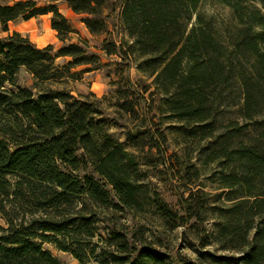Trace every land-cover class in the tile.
<instances>
[{"label": "trees", "instance_id": "obj_1", "mask_svg": "<svg viewBox=\"0 0 264 264\" xmlns=\"http://www.w3.org/2000/svg\"><path fill=\"white\" fill-rule=\"evenodd\" d=\"M59 1L0 0L4 31L20 18L52 14V28L64 42L55 49L53 44L41 47L19 31L0 36V264H62L45 243L72 252L83 263L74 235L96 236L87 216L90 207L134 215L148 209L128 148L157 149L163 159L168 151L161 129L130 131L128 143L122 142L110 131L100 100L80 99L46 84L64 81L73 67L104 65L86 41H72L76 29ZM116 1L133 43L124 50L106 42L104 50L128 57L152 77L172 117L209 128L205 137L214 147L212 160L225 163L227 195L237 199L232 208L243 210L239 218L227 219L224 231L246 241L245 264H264V7L252 0H222L237 19L232 40L226 43L212 18L200 11L202 0ZM67 3L76 14L86 15L83 21L92 34L106 30L108 0ZM62 57L68 60L60 65L57 59ZM22 69L32 75L37 93L19 85ZM126 80L127 96L118 105L137 116L146 98L130 75ZM226 108H235L229 111L236 117L222 124L218 115ZM89 168L92 173L84 177L75 173ZM193 198L194 193L183 198L184 214L175 213L186 224L200 219L204 209L198 201L194 205ZM159 210L162 216L174 213L166 205ZM39 213V219L26 218ZM254 222L257 232L251 237ZM108 241L117 249L102 250L100 264H173L167 253L138 233L129 237L115 230Z\"/></svg>", "mask_w": 264, "mask_h": 264}, {"label": "rangeland", "instance_id": "obj_2", "mask_svg": "<svg viewBox=\"0 0 264 264\" xmlns=\"http://www.w3.org/2000/svg\"><path fill=\"white\" fill-rule=\"evenodd\" d=\"M251 2L264 7V0ZM40 4L44 5V2ZM59 5L61 12L76 29V32L71 34L72 41H86L91 51L101 55L104 65L96 69H89V65L73 67L71 75L66 76L64 81L46 84L66 89L80 99L89 97L100 100L110 131L122 142L128 143L127 133L130 131L135 133L150 126L161 129L167 135L164 146L168 151L166 159H163L157 149L128 148L134 153L139 181L143 184L150 202L148 209L144 213L134 215L126 210L90 207L87 216L92 218L96 236L89 238L80 234L74 235L75 240H80L78 244L84 257L83 263L72 252L64 251L52 243H45L44 247L62 264H100L97 257L102 250L117 249L110 246L108 239L111 232L119 230L129 237L132 233H138L154 247L167 253L169 263L172 260L173 264H245V252L248 250L246 241L243 238H233L224 231L227 219L232 216L239 218L243 210L232 208L237 199L229 200L227 195L229 189L224 187L222 179L228 170L225 163L212 160L214 147L212 144L208 145L209 141L205 137L208 132L205 130L209 128L172 117L171 113L166 111L161 89L152 77L140 71L135 61L129 62L128 57L106 53L103 48L106 42L122 45L124 50H128L129 45L133 43L123 22L122 7L116 0H108L104 10V15H108L107 28L100 34L90 32L83 21L86 15L73 12L67 0H60ZM200 11L212 18L223 41L228 43L232 40L237 19L230 6L222 0H202ZM51 16L52 14H45L28 20L20 18L10 22L9 31H4L0 23V36L20 31L41 47L53 44L55 49H59L64 42L52 28ZM195 20L196 17L193 22ZM67 60L58 58L57 63L63 65ZM129 75L134 87L146 98L137 116L126 114L118 105L124 102L122 97L127 96L125 92L129 89V84L126 79ZM19 85L31 88L35 93L39 91L33 87L34 79L25 69L19 74ZM234 109H220L218 119L222 124L228 122L229 118L236 117L235 113L230 112ZM262 123L264 126V122ZM258 132H261L260 129ZM75 173L84 177L92 172L89 168L77 170ZM191 193H194V205L198 201L203 204L204 209H200V219H190L186 224L179 217H175V213L184 214L183 198H187ZM159 205H166V208L174 213L169 217L166 214L162 216ZM81 206L78 205L73 212H77ZM41 214H28L26 218L39 219ZM239 223L244 224L243 221ZM254 223L255 227L249 230L251 237L257 232L258 222Z\"/></svg>", "mask_w": 264, "mask_h": 264}, {"label": "crops", "instance_id": "obj_3", "mask_svg": "<svg viewBox=\"0 0 264 264\" xmlns=\"http://www.w3.org/2000/svg\"><path fill=\"white\" fill-rule=\"evenodd\" d=\"M20 32V31H19ZM33 41V40H32ZM35 42V41H34ZM36 43V42H35ZM40 46V45H39Z\"/></svg>", "mask_w": 264, "mask_h": 264}]
</instances>
